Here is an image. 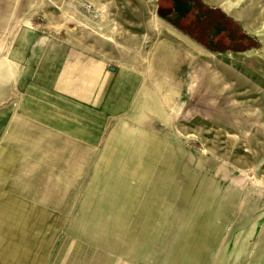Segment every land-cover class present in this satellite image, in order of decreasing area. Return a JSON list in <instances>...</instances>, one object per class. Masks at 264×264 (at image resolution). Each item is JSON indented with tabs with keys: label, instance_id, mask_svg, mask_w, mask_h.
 <instances>
[{
	"label": "crops",
	"instance_id": "0c3cea01",
	"mask_svg": "<svg viewBox=\"0 0 264 264\" xmlns=\"http://www.w3.org/2000/svg\"><path fill=\"white\" fill-rule=\"evenodd\" d=\"M2 36L0 264H264V218L248 219L244 228L237 215L248 207L236 206L238 188L229 177L206 175L183 146L185 158L175 164L157 161L158 151L174 149L171 137L168 145L156 143L172 134L176 89L183 108L196 85L191 71L210 93L213 81L203 80L213 78L209 63L180 48L177 62L173 47L160 41L145 73L69 34L24 24ZM173 165L182 168L157 174ZM222 182L229 184L224 191ZM194 189L199 207L188 206ZM93 199L102 213L120 217L105 230L116 229L117 247L131 248L132 258L72 234L79 201L92 206ZM257 203L251 214L263 215ZM157 215L167 219L160 223ZM175 215L182 217L174 222Z\"/></svg>",
	"mask_w": 264,
	"mask_h": 264
},
{
	"label": "rangeland",
	"instance_id": "374dc122",
	"mask_svg": "<svg viewBox=\"0 0 264 264\" xmlns=\"http://www.w3.org/2000/svg\"><path fill=\"white\" fill-rule=\"evenodd\" d=\"M199 1L237 21L240 29L248 34V43L237 50L207 47L182 26L184 17L180 22L172 21V0H0V46L5 43L2 35L26 24L60 36L69 34L77 42L92 46L94 52L104 53L110 60L124 62L135 69L142 68L145 73L151 68L154 48L160 41L173 47V58L177 62L181 58L178 50L182 49L209 63L214 70L213 78L206 74L203 80L213 81L210 93L204 86H197L201 79L198 82L199 75L191 71L188 79L192 78L196 85L184 100L183 108L180 107L181 89H176L172 134L158 135L156 143L158 147L168 145L171 137L174 149L158 151L157 161L172 160L175 164L185 158L180 149L183 146L188 150L187 154L184 151L186 158L203 165L206 175L220 174L222 181L229 177V184L238 188L236 206L248 207V214L237 215L245 228L248 219L255 223L264 218V213L260 214L262 211L251 214V210L259 206L258 201L264 206V0ZM214 167L219 171H214ZM181 168L173 165L156 169L157 174H169L171 169L174 174ZM193 172L195 166L192 165L190 174ZM223 182L222 191L229 185ZM192 185L189 182V188ZM208 185L205 183L206 189ZM160 195L156 197L158 203ZM182 201L185 200L179 199L178 203ZM197 201L194 189L188 206L199 207ZM220 201L222 206L224 198ZM79 202L78 226L72 234L108 246L110 253L117 250L121 253L123 249L125 258H132L131 248L117 247L116 229L105 230L107 225L116 228L120 217L102 213L98 199L92 200V206L88 204L91 200ZM210 203L211 200H205V206ZM180 217L175 215L174 222ZM157 218L164 223L167 216L157 215ZM240 233L238 231V235ZM245 233L243 231V235ZM189 244L193 242L190 240ZM179 248L184 247H177L176 251ZM165 250L157 247V255L163 256Z\"/></svg>",
	"mask_w": 264,
	"mask_h": 264
},
{
	"label": "flooded vegetation",
	"instance_id": "af4514ba",
	"mask_svg": "<svg viewBox=\"0 0 264 264\" xmlns=\"http://www.w3.org/2000/svg\"><path fill=\"white\" fill-rule=\"evenodd\" d=\"M170 13L172 21L184 17L182 26L209 48L237 50L248 43V34L237 21L199 0H172Z\"/></svg>",
	"mask_w": 264,
	"mask_h": 264
},
{
	"label": "water",
	"instance_id": "95a60500",
	"mask_svg": "<svg viewBox=\"0 0 264 264\" xmlns=\"http://www.w3.org/2000/svg\"><path fill=\"white\" fill-rule=\"evenodd\" d=\"M110 69H113V66H110Z\"/></svg>",
	"mask_w": 264,
	"mask_h": 264
}]
</instances>
